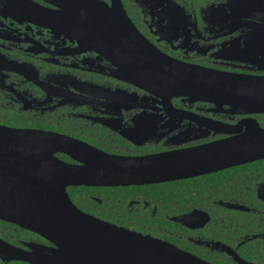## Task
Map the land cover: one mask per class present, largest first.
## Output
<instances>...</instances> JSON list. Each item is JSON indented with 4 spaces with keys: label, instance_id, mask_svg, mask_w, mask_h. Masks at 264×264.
I'll list each match as a JSON object with an SVG mask.
<instances>
[{
    "label": "flooded vegetation",
    "instance_id": "af4514ba",
    "mask_svg": "<svg viewBox=\"0 0 264 264\" xmlns=\"http://www.w3.org/2000/svg\"><path fill=\"white\" fill-rule=\"evenodd\" d=\"M97 3L0 0V126L57 137L42 163L47 176L65 166L91 171L101 164L98 151L125 158L168 155L158 162L163 171L189 175L87 184L92 179L80 173L78 183L66 186L71 203L209 264H264V154L242 160L236 151L226 159L225 143L221 154L214 149L226 141L264 143V105L253 95L263 87L239 81L264 79V0ZM63 4L77 8V24L53 17ZM124 13L169 58L218 71L224 84L228 76L234 85L220 89L236 87L228 98L238 103L175 90L170 97L156 77L162 65L154 55L130 63L129 47L112 41L128 33ZM200 164L207 165L204 171ZM55 250L59 246L45 235L0 218V264H66ZM84 251L90 264L129 261L109 248Z\"/></svg>",
    "mask_w": 264,
    "mask_h": 264
},
{
    "label": "water",
    "instance_id": "95a60500",
    "mask_svg": "<svg viewBox=\"0 0 264 264\" xmlns=\"http://www.w3.org/2000/svg\"><path fill=\"white\" fill-rule=\"evenodd\" d=\"M98 1L97 4H100V0ZM83 14L85 15V12ZM52 15L58 19L61 16L65 23L74 21L77 24L75 6L68 11L63 4L61 12H55ZM103 20V25L109 22L106 15ZM124 21L128 25L124 30L128 33L126 36L114 34L112 41L124 48L129 47L128 54L133 57L130 63H135L138 59H141L140 62L147 61V55H154L155 60L162 65L156 77L162 80V88L169 91L170 97L172 96L170 92L175 90L189 96H210V99L225 95L226 102H237L228 98L238 92L236 87H233L232 91L220 89L223 85H234V82H229L228 76L224 84L222 83L224 79L220 77L221 74L218 71L169 58L140 33L126 13H124ZM112 31L117 30L112 28ZM134 48H142L145 51H136ZM138 54H140L139 57ZM142 78L147 79L143 76ZM239 81L249 84L251 82L252 85L258 84L264 90V79ZM255 94L257 97L254 102L264 105V91H254L253 95ZM58 142L56 136L45 132L0 126V218L21 223L45 235L59 246V250H55L54 254L65 257L66 264H90L93 260L87 259L86 253L83 252H85L84 249L92 247L109 248L114 251V254H126L129 256L128 264H209L162 240L150 235L143 236L133 230L105 222L76 208L71 203L66 186L78 183L77 178L81 169L74 173L71 166H65L61 170L57 168L56 174H50L47 171V176L42 164L47 158L49 160L46 148L50 147L51 143ZM224 143L226 159L236 151L238 152L236 156L242 160L253 159L264 154V143L242 140L236 143L220 142L219 147H214L216 155L221 154ZM205 149V147L202 148V154H205ZM94 157L95 161L101 164L95 169L92 167L91 171L81 173L82 176H80L92 179L84 182L87 184L147 183L189 175L176 173V170L163 171L158 162L161 157H169L166 154L125 158L98 151ZM199 166L200 170L204 171L207 165ZM51 182H58V184L47 186ZM61 192L63 201L57 203ZM49 262L51 264L57 261ZM57 264L60 263L57 262ZM100 264L112 263L104 260Z\"/></svg>",
    "mask_w": 264,
    "mask_h": 264
}]
</instances>
